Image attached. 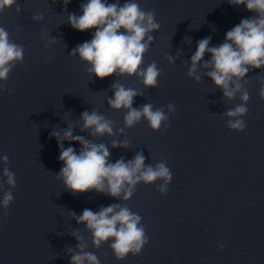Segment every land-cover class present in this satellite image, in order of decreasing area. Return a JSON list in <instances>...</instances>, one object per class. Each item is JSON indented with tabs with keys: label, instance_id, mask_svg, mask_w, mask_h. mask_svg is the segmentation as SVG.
<instances>
[{
	"label": "clouds",
	"instance_id": "obj_1",
	"mask_svg": "<svg viewBox=\"0 0 264 264\" xmlns=\"http://www.w3.org/2000/svg\"><path fill=\"white\" fill-rule=\"evenodd\" d=\"M62 2L66 6L70 0ZM228 3L236 7L243 5L254 15L242 19L228 30L224 42L218 46H209L211 37L199 40L191 56L187 75L196 82L201 80V75L207 76L215 88L222 90L227 101H232L239 95L240 103L227 109L223 115L228 118L226 127L229 130L243 132L246 128L243 117L249 112L247 104L250 94L246 88L250 83L248 74L253 70H264V0H228ZM13 6L17 13L21 11L17 0H0V13ZM80 8L82 14L70 13L68 23L79 32L94 31L92 39L77 45L72 49L71 55L78 56L82 63L90 65L85 69L89 76L101 80L113 75L135 76L145 89L156 88L161 70L155 61L146 68L143 67V58L154 42L152 33L160 29L155 12L141 9L136 0H125L123 4L120 0L113 3L108 0H87ZM32 19L42 20L43 15L38 13ZM56 42L55 39L50 40V43ZM24 52V47L12 41L6 29L0 27V82H3L0 83V92L5 91L4 84L16 66L23 63ZM206 54L210 59L205 60ZM165 58L170 64L174 62L172 56ZM200 69L204 70L203 73ZM258 83L259 97L264 100V77L259 78ZM111 87L113 96L108 98L107 104L112 110H125V128H133L142 119L147 121L153 132H164L170 127L169 114L175 112L173 104L167 105V112L164 108L154 109L151 103L136 108L133 107L134 99L142 95L138 89L126 88L118 82H113ZM80 121L81 132L88 131L91 137L116 134L113 121L95 109L82 112ZM73 127L70 123L66 129L51 133L56 138L60 149L59 160L63 163L57 179L63 181L68 191L73 194L95 191L127 202L133 197L139 184L152 185L162 181L156 190L161 195L167 194L173 177L166 161L161 160L154 165L146 164V157L138 152L131 160L125 161L121 157L114 163L110 162V151L105 143H96L84 136L74 135ZM123 131V128L119 129V132ZM64 141L79 143L81 148L78 152L71 146L65 148ZM111 146L127 148L129 142L126 139L112 140ZM0 163L4 165L2 174L6 184L9 189L15 188V174L7 167L8 156L0 157ZM13 199L11 190L4 192L0 208L6 211ZM71 216L78 224L85 225L86 230L91 233V242L95 249L108 243L119 261L125 260L130 254H141L149 244L142 217L134 213L126 203L102 206L95 212L86 208L79 216L74 212H71ZM72 235L78 241V251L67 249L71 253L70 264H101L97 255L86 250L88 244L83 242L79 230ZM219 248L223 251L224 245H219Z\"/></svg>",
	"mask_w": 264,
	"mask_h": 264
}]
</instances>
